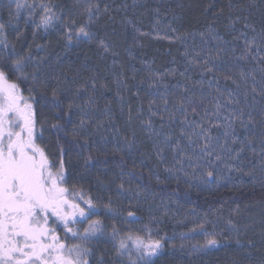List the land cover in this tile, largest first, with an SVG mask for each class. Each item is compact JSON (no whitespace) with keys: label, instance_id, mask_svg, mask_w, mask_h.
<instances>
[{"label":"trees","instance_id":"16d2710c","mask_svg":"<svg viewBox=\"0 0 264 264\" xmlns=\"http://www.w3.org/2000/svg\"><path fill=\"white\" fill-rule=\"evenodd\" d=\"M55 2L66 17L72 11L76 27L87 22V16L76 14V0ZM93 3L98 5L99 12L88 28L91 39H73L68 43L60 25H57V28L61 27L58 31L60 37L55 30L45 32L41 29L34 35V26H25L23 18L18 29L22 33L19 38L15 30L7 33L17 54H31L33 62L30 64H38L42 54L46 56L48 53L60 60V64H53L50 56L47 55L46 60L43 58L44 63L51 62V69L57 70L55 76L59 78L56 82L48 81L47 89L37 87L36 91H30L33 87L31 81L16 80L11 74L9 80L18 84L24 97L33 96L38 100L47 95L51 99L52 89L57 86L63 93V112L42 103H33L36 127L43 129V139H38L37 143L47 147L49 153H57L51 157L57 163L59 146L70 148L64 157L65 184L74 192L91 194L93 202L105 215L124 220L121 234L133 230V234L142 235L143 226L151 225L143 209L122 203L127 202L130 194L145 193L152 200H171L180 209L204 215L264 202V166L261 165L264 160V125L260 123L264 99L259 95H256L254 104L252 96H248L253 123L246 127L241 126L239 120L228 127L223 116L219 121L212 117L213 124L222 125L211 130L214 146L221 156V161L212 158L214 167L204 161L193 171L187 160L181 167L177 163L179 157L167 146L158 157L157 147H154L157 138H150L142 123L151 116L154 128L160 129L163 123V132L178 136L184 113L174 112V109L181 100L191 101L186 103L189 120L200 122L201 117H205V109L214 113L217 100L225 104L221 109L224 115L244 108V119L248 120L243 92L245 89L251 91L253 76L259 91L261 70L264 69V40L261 39L264 34V0H157L154 5L151 0H93ZM160 26L169 30L163 35ZM178 36L181 39H177ZM253 38L255 44L242 59L246 41ZM95 43L100 51L95 50ZM207 68L214 71L208 73ZM31 70L29 67L28 71ZM241 72L247 76L246 82L241 80ZM84 80L88 86L82 83ZM76 85L78 92L88 95L95 107L89 110L92 117L89 125L92 126L87 128L90 134L87 147H81L84 139H80L79 144L69 143L71 129L80 121L78 107L71 109L70 115H65ZM228 99H239L240 103L226 104ZM193 107L198 115L191 114ZM54 113L64 119L57 120ZM152 113L156 115L152 116ZM173 113L175 119L169 121ZM56 122L66 124L68 139L63 135L58 137L51 128ZM159 139L162 141L163 136ZM181 143L186 146L187 141ZM221 144L225 149L230 147L232 153L221 149ZM242 146L243 151L233 160L231 156ZM101 170L121 177L126 182L124 189H118L120 182H111L100 175L98 171ZM208 171H213L214 175L207 177ZM97 179L104 182L102 187ZM217 179L219 185H208ZM109 197L112 200L110 214L104 207ZM129 213L132 217L125 220ZM167 221L163 225L154 220L152 223L156 236L163 238L167 251L173 255L172 264H230L231 260H237L239 264H264V241L258 242L251 231L231 238L221 236V225L210 229L204 227L207 233H215L218 243L215 247L194 251L193 246L203 245L207 238L200 231V224L172 228ZM165 235L170 237L169 240H165Z\"/></svg>","mask_w":264,"mask_h":264},{"label":"snow or ice","instance_id":"6c2138e0","mask_svg":"<svg viewBox=\"0 0 264 264\" xmlns=\"http://www.w3.org/2000/svg\"><path fill=\"white\" fill-rule=\"evenodd\" d=\"M55 2V0H0V264H92L93 252L88 247V242L98 240L105 235L112 242L115 249L113 260L119 259L120 264H153V258L160 254L164 247L161 239H154L152 229L149 225H144L140 230L146 235L133 234L132 232L121 234L120 228L115 223L111 225V230L106 233V225L97 219H89L99 212V208L92 199H83L81 193L70 201L68 189L63 185L67 182L65 155L70 148L64 145L59 146V161L52 159L57 153H49L47 147L37 143V140L43 139V129L36 127V113L33 102L42 103L44 106H50L53 109L64 111L62 107L59 86L53 87L51 99L47 95H42L37 100L36 97H24L19 86L15 82L9 81V75H14L16 80L31 81L33 87L30 91H36L37 87L47 89L48 81L42 80V71L39 64L33 62L30 53L27 55L17 54L14 45L8 40V31L15 30L17 38L22 33L18 31L20 20L23 18L25 26L33 25V34L38 30L48 32L56 30L60 25L64 32L63 36L68 43L73 39H91L92 34L88 30L93 21V17L99 12L97 4L93 0H76L74 8L76 14L87 16L86 23L76 27L77 21L72 11L66 17L64 10ZM6 13V14H5ZM26 14V15H25ZM37 16L39 17L37 19ZM247 27V25H246ZM74 30V31H73ZM203 35V34H202ZM181 39V37H177ZM264 40V34L261 35ZM255 44V38L246 41L244 59L249 53L250 47ZM208 61H206L207 63ZM29 67L32 68L28 71ZM211 73L213 68H207ZM261 82L259 91L256 87L255 77H252L253 86L249 92L244 90L243 96L245 105L248 106V96H252L253 104L256 101V95L264 99V69L261 70ZM240 78L247 81L245 73H240ZM230 79V77H225ZM235 83V81H233ZM219 91V90H218ZM68 104V112L78 107L80 109V121L71 129V144H79L80 139H84L81 147H87L90 139L88 134V125L92 120L89 114L90 101L83 105H76L75 99ZM232 94L229 93V96ZM186 103L191 101L181 100L175 106L174 112H183L184 117L181 120V130L178 136L171 132L162 131L164 124L160 129L153 127L151 116L147 121H143V126L148 132L150 138L156 137L157 141L154 147H157V156L161 157L164 148L171 147L175 156H178L177 163L183 167L187 160L189 167L196 171L206 161L210 167L215 166V161H221L220 154L214 146V137L211 135L213 127H221L219 123L211 122L214 116L217 121L223 116L231 127L237 120L241 126L252 124V110L248 106V120L245 121V109H235L224 115L221 111L225 107L219 100L215 104V112L208 113L205 109V117H201L200 122L189 120V111ZM239 99H228L226 104L239 105ZM165 105L167 101L165 100ZM151 111V109H150ZM193 116L198 115L196 108L191 110ZM57 120H63L64 116L58 115ZM156 115L155 113L151 114ZM261 124L264 125V108L261 109ZM131 119V116H129ZM174 113L169 116V121H174ZM163 120V117H161ZM51 128L59 136L63 135L68 139L66 124L59 122L53 123ZM190 130V131H189ZM227 136V131L225 132ZM163 136L161 141L159 138ZM175 140V143H173ZM186 140V146H182L181 141ZM233 138V143H235ZM59 143V140H58ZM249 143H251L249 141ZM225 149V145H220ZM119 150V149H117ZM190 150V151H189ZM232 153L229 147L225 149ZM243 146L231 156L233 160L237 159ZM264 153V150H262ZM264 166V160L261 161ZM228 166V165H226ZM55 168V171L53 169ZM213 171L206 173L207 177H212ZM119 190L124 189V185H118ZM81 201L85 206L81 207ZM112 200L104 205L111 213ZM132 213L125 217L128 220ZM134 219H138L134 218ZM87 220L88 224L81 232L70 225ZM229 220V224H231ZM62 227L67 237L71 233V239L81 241V243L69 246L57 234V228ZM200 231L206 235V241L203 245L193 246V250H202L215 247L218 243L215 233H207L204 223L199 225ZM96 264H105L103 256L97 259Z\"/></svg>","mask_w":264,"mask_h":264},{"label":"rangeland","instance_id":"374dc122","mask_svg":"<svg viewBox=\"0 0 264 264\" xmlns=\"http://www.w3.org/2000/svg\"><path fill=\"white\" fill-rule=\"evenodd\" d=\"M156 2L157 0H151L152 5L156 4ZM56 29H57L55 30L56 34H58L60 37L61 33L58 31L61 30V27H58ZM159 29H160L159 30L160 33L163 35L166 33V31L169 30V29H164L163 26H160ZM153 36L155 37V35ZM134 37H135V33H134ZM94 46H95L96 51H100L96 43L94 44ZM47 55L50 56L51 61H53L52 62L53 64H60V60H58L56 56L49 55V53ZM46 56L42 54V59L40 62H38L41 68V71H42L41 77H43L44 80H47V81L52 80L56 82L59 79L57 76H55V74H57L55 73L57 72V70L51 69L52 68L51 62L50 63H47L46 61L45 63L43 62V58L46 60ZM58 73L60 74L59 70H58ZM82 83L88 86L85 80ZM77 85H76V91L75 93L74 92L72 93L71 98H74L77 96V93H78ZM83 88L84 87H82V89ZM87 96L88 95H84L82 92H79L78 98L75 99V102L78 105H83L85 102H88V101L91 102L92 99ZM94 109L95 107L92 106V102H91L88 110H94ZM91 126L92 125L90 124L89 127ZM98 172L100 173V175L106 177L111 182H114V183L120 182V184H123V185L126 184V182H123L121 177L118 178L114 176L113 173H106L103 170L98 171ZM98 182L100 181L98 180ZM100 183H102L101 184V187H102L104 185L103 184L104 182H100ZM219 184H220V180L217 179L216 182L210 183L208 185L210 187H214ZM106 190H109V187L106 188ZM126 200L127 202L122 201V203L129 205V207L135 206V207H139L141 210L143 209L144 213H146L148 218H152V220H154V222L158 223L159 225H163L164 222L167 220H168L167 223H169L172 226V228H174L175 226L176 227L191 226L194 223H197V224L204 223V227L206 228L208 227L209 229L213 228L214 226L221 225L222 226L221 236H228V237L230 236L231 238H237V237L242 236L243 233H246L247 231H251V233L255 235V237H257L256 240L258 242L262 243L264 241V215H262V213L264 214V202L260 204L250 205V206L231 208L228 210H217V212L213 214L204 215V214H198V213L193 214L184 208L180 209L178 205L171 200H166V199L159 200V201L152 200L145 193L144 194L137 193L135 195L130 194ZM164 216L167 219H165ZM229 220H231L232 222L231 224H229Z\"/></svg>","mask_w":264,"mask_h":264},{"label":"flooded vegetation","instance_id":"af4514ba","mask_svg":"<svg viewBox=\"0 0 264 264\" xmlns=\"http://www.w3.org/2000/svg\"><path fill=\"white\" fill-rule=\"evenodd\" d=\"M64 187H66L68 189V197L67 198L70 201H72L74 199V197H78L81 193L83 194L84 200L92 199L91 194L87 193V195H86V193L83 191L74 192L71 190L70 186L66 185V184ZM76 202L81 203V207L85 206L79 200H76ZM97 218L101 219L104 222V224L107 226L105 229L106 233L111 230V225L113 223H115L117 225V227L120 228V231H121V228L123 227L122 222H125L124 220L120 219L119 217L115 218V217H112L111 215H105L104 212H102L100 207H99V212L97 215L89 217L90 220L91 219H97ZM113 220H115V221H113ZM152 222H153V220L151 218H148V223L151 224L150 228L152 229L153 238L154 239H161V238L156 236V234H155L156 230L155 229L153 230V223ZM87 224H88V221L85 220L82 223L78 222L75 225H70V227H73L74 229H79L82 232L84 227L87 226ZM125 232H129V231H125ZM134 232L137 233V231H134ZM132 233H133V230H132ZM57 234L69 246H71L73 244L81 243V241L71 239V233H68L67 237H66L65 231L62 227L57 228ZM143 234H146V233H142V235ZM165 234H167V233H165ZM165 238H164L165 240H167V239L169 240L170 237L168 235H165ZM161 242L163 243L164 241H161ZM87 246L90 247L92 249V252H93L92 264H96L97 259H99L101 256H103L105 264H120L119 259L113 260V255L115 253V249L112 245V242L107 238L106 235L104 237H101L98 240H93V241L88 242ZM124 259H125V264H127L126 257ZM246 260H247V262L249 261V259H246ZM172 262H173V255H172L170 250L167 251L166 245H164V247L161 249L160 254L153 258V264H172ZM243 263L245 264L246 262H243ZM219 264H222V263L219 262ZM230 264H239V263L237 262V260H231Z\"/></svg>","mask_w":264,"mask_h":264}]
</instances>
